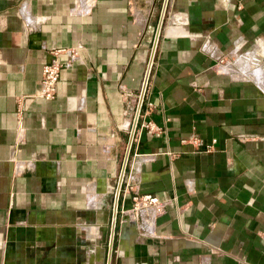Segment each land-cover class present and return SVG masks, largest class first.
I'll list each match as a JSON object with an SVG mask.
<instances>
[{
  "label": "crops",
  "instance_id": "obj_1",
  "mask_svg": "<svg viewBox=\"0 0 264 264\" xmlns=\"http://www.w3.org/2000/svg\"><path fill=\"white\" fill-rule=\"evenodd\" d=\"M0 264H264V0H0Z\"/></svg>",
  "mask_w": 264,
  "mask_h": 264
},
{
  "label": "built area",
  "instance_id": "obj_2",
  "mask_svg": "<svg viewBox=\"0 0 264 264\" xmlns=\"http://www.w3.org/2000/svg\"><path fill=\"white\" fill-rule=\"evenodd\" d=\"M75 58V52L69 51V58L66 62H59L57 59L52 58L48 62L44 63L41 68L38 93L37 96L43 99H51L56 90V83L59 76V72L62 67L69 65V63ZM141 102L139 98L138 104ZM147 132L158 134L161 129L155 126L151 122H146L144 124ZM197 138L193 137L190 142L193 144L197 143ZM150 206L153 212L156 214L163 212L164 203L158 201L154 196L141 195L133 197V211H138L141 207Z\"/></svg>",
  "mask_w": 264,
  "mask_h": 264
}]
</instances>
